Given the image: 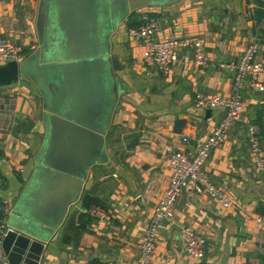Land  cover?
<instances>
[{
	"label": "crops",
	"instance_id": "crops-1",
	"mask_svg": "<svg viewBox=\"0 0 264 264\" xmlns=\"http://www.w3.org/2000/svg\"><path fill=\"white\" fill-rule=\"evenodd\" d=\"M38 1L0 0V34L20 44L23 57L38 46ZM142 9L158 22L159 35L201 36L206 63L194 65L188 46L168 74L159 73L143 62V42L128 34L126 19L117 26L111 52L122 64L116 72L128 90L119 96L106 133L109 159L90 171L58 235L44 242L38 264H135L138 238L168 178L165 146L194 150L223 116L222 107L211 108L208 115L194 107V93L229 95L232 73L218 63L235 59L254 33L264 64V0H176L135 11L139 15ZM243 97L246 115L257 119L264 110V90L246 87ZM42 118V96L27 76L0 86V217L5 222L33 169L44 133ZM247 133L245 124L231 126L205 163L210 179L228 192L232 204L223 206L188 183L175 201L172 220L158 229L150 264L213 263L223 252L228 264H264V194L259 192L264 172L252 165ZM183 135L188 141H182ZM91 205L100 206L105 216L90 214ZM184 225L206 236L203 260L183 251L179 235Z\"/></svg>",
	"mask_w": 264,
	"mask_h": 264
},
{
	"label": "water",
	"instance_id": "water-1",
	"mask_svg": "<svg viewBox=\"0 0 264 264\" xmlns=\"http://www.w3.org/2000/svg\"><path fill=\"white\" fill-rule=\"evenodd\" d=\"M176 0H39L38 46L20 61L0 63V86L27 76L43 102L44 133L34 165L8 214L1 246L9 264H38L92 168L106 163V133L119 96L111 36L129 13ZM210 109H206V115ZM176 122H181V118ZM264 194V186L259 189ZM201 264H228L227 255Z\"/></svg>",
	"mask_w": 264,
	"mask_h": 264
},
{
	"label": "built area",
	"instance_id": "built-area-1",
	"mask_svg": "<svg viewBox=\"0 0 264 264\" xmlns=\"http://www.w3.org/2000/svg\"><path fill=\"white\" fill-rule=\"evenodd\" d=\"M139 19L140 23L137 26L128 28V34L135 39L142 40V60L146 65L159 73L168 74L177 62L180 51L188 46H192L194 65L199 66L206 63L203 52L204 39L201 36L159 35L158 22L147 9L140 11ZM258 39V34L254 33L235 59L222 60L218 63L219 67L232 73V91L229 95L208 91L194 93V107L202 110L222 107L224 110L222 118L211 133L201 139L192 151L172 143L165 146L169 168L168 178L138 238V256L135 264H150L156 251L158 229L163 222L172 220L175 201L182 188L188 183L192 184L195 191L204 192L216 198L223 206L232 204L228 192L212 182L205 167L212 148L223 142L231 126L234 124L247 126L252 165L257 171L264 172L263 140L260 127L246 115L243 99V91L246 87L257 91L264 90V64L258 58ZM24 54L23 47L12 37L0 34V63L20 60ZM181 139L183 142L188 141L186 135H183ZM87 210L94 216H105L104 210L98 205H91ZM256 221L263 222V217L257 216ZM8 228L7 223L0 217V264H9L1 246L2 237ZM179 238L183 251L189 256L196 260H202L205 257L207 238L202 232L191 225H184L181 227Z\"/></svg>",
	"mask_w": 264,
	"mask_h": 264
},
{
	"label": "trees",
	"instance_id": "trees-1",
	"mask_svg": "<svg viewBox=\"0 0 264 264\" xmlns=\"http://www.w3.org/2000/svg\"><path fill=\"white\" fill-rule=\"evenodd\" d=\"M134 14H135V16H134ZM125 22L127 24V28H130L131 26H137L140 23L139 15L137 14V12L135 10H133V11H131L129 13V15L127 16ZM253 121L259 124L260 135H261V139L263 140V136L262 135H263V132H264V110H262L260 112V114L257 116V119H254Z\"/></svg>",
	"mask_w": 264,
	"mask_h": 264
},
{
	"label": "rangeland",
	"instance_id": "rangeland-1",
	"mask_svg": "<svg viewBox=\"0 0 264 264\" xmlns=\"http://www.w3.org/2000/svg\"><path fill=\"white\" fill-rule=\"evenodd\" d=\"M134 16H135V14H134ZM123 26H127L126 22L123 23ZM125 45H126L125 47L127 48V47H128L127 44H125ZM142 49H143V45H142L141 50H142ZM127 60H128V59H125L126 63L128 62ZM40 94H41V93H40ZM109 127H110V126H109ZM94 167H95V166H94ZM94 167L92 168V170H94ZM202 260H203V259H202Z\"/></svg>",
	"mask_w": 264,
	"mask_h": 264
}]
</instances>
